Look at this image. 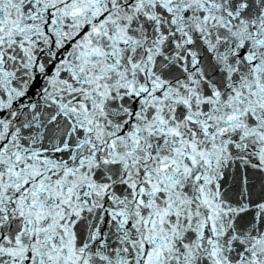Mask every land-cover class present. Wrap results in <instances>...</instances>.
<instances>
[{
  "label": "snow or ice",
  "instance_id": "6c2138e0",
  "mask_svg": "<svg viewBox=\"0 0 264 264\" xmlns=\"http://www.w3.org/2000/svg\"><path fill=\"white\" fill-rule=\"evenodd\" d=\"M0 264H264V0H0Z\"/></svg>",
  "mask_w": 264,
  "mask_h": 264
}]
</instances>
